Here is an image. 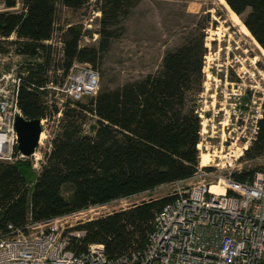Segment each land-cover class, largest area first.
Instances as JSON below:
<instances>
[{"label": "trees", "instance_id": "16d2710c", "mask_svg": "<svg viewBox=\"0 0 264 264\" xmlns=\"http://www.w3.org/2000/svg\"><path fill=\"white\" fill-rule=\"evenodd\" d=\"M224 1L264 51V0ZM89 2L27 0L22 15L0 13V34L16 31L25 38L16 45L29 64L19 97L27 118L42 119L49 110L48 91L39 88L50 80L49 71L62 68L66 75L74 60L96 67L139 0H96L102 13L98 44L83 45V23L70 24L63 29L64 56L55 59L43 40L51 37L60 7L77 10ZM206 53L204 33L190 35L165 54L157 72L115 89L104 86L88 102L68 100L39 173L29 159L0 161V231L10 223L50 219L192 177L199 166L202 128L193 96L203 90ZM39 56L41 62L29 61ZM262 107L258 133L245 151L252 159L264 155V100ZM53 109L58 111L56 105ZM257 170L245 168L233 177L247 181ZM66 186L72 189L70 199L63 193ZM172 198L153 197L79 225L86 230L82 247L104 244L107 254L117 257L142 246L155 214Z\"/></svg>", "mask_w": 264, "mask_h": 264}, {"label": "built area", "instance_id": "2783aa9c", "mask_svg": "<svg viewBox=\"0 0 264 264\" xmlns=\"http://www.w3.org/2000/svg\"><path fill=\"white\" fill-rule=\"evenodd\" d=\"M27 10V0H0V13L22 15ZM58 23L56 20L51 37L43 43L51 46L52 57L60 60L64 56L61 38L66 27L60 25L63 27L58 29ZM15 40L21 42L25 38L16 31L11 36L0 34V161L14 164L29 159L39 173L52 148L54 134L48 130L49 121L57 118L59 124L68 100L96 96L100 90V73L91 63L74 60L66 75L62 68L57 69L56 73L63 76L61 81L50 77L46 86L39 87L48 91L44 103L49 110L40 119V125L49 148L39 155L44 139L40 135L35 152L26 156L17 148L15 122L17 116L29 119L23 114L19 99L29 64ZM5 42L8 46L2 55ZM6 59L21 63L8 68ZM36 60L41 62V56L29 61ZM21 65H24L22 70ZM51 89L61 96L58 102L51 97ZM262 104L263 101L250 116L242 117L238 135V139L244 138L240 147L242 154L256 138ZM54 105L58 111L53 109ZM206 175L214 178L207 180ZM193 179L194 183L183 186ZM170 184L176 187L172 200L155 214L145 243L129 253L110 257L103 244L83 248L81 240L86 230L79 225L95 218L77 221L73 215L63 214L39 221L30 218L22 226L8 224L0 234V264H264V169L257 170L247 181H237L233 171L218 176L212 169L200 165L192 177Z\"/></svg>", "mask_w": 264, "mask_h": 264}, {"label": "rangeland", "instance_id": "374dc122", "mask_svg": "<svg viewBox=\"0 0 264 264\" xmlns=\"http://www.w3.org/2000/svg\"><path fill=\"white\" fill-rule=\"evenodd\" d=\"M95 1L90 0L77 10L60 7L57 28L83 23L85 35L81 43L97 45L102 13ZM122 26L118 30L119 36L113 39L110 49L96 66L100 73V88L115 89L157 72L167 52L182 45L190 35L203 32L207 47L203 90L193 96L202 120L199 166L212 168L213 174L218 176L228 170L234 173L245 168L264 169V155L255 159L246 157L240 148L244 138L238 139L242 117L253 114L264 100V51L248 32L242 18L224 0H139ZM2 46L3 55L8 44L5 42ZM20 63L15 59L5 60L8 68ZM22 69L24 65L20 66ZM50 77L57 82L63 79L53 71ZM50 92L53 100L58 102L61 96L56 90ZM88 99L85 97L81 101L88 102ZM93 122L90 118V123ZM56 125L57 118L49 121L51 134L56 131ZM84 127L88 130V126ZM48 148L47 138H44L39 155ZM205 177L207 180L214 178L211 175ZM194 182L195 179L189 180L183 186ZM175 188L171 184L162 185L153 191L101 205L96 211L82 210L74 218L80 221L85 217L103 216L143 200L170 195ZM63 193L70 199L72 189L66 186Z\"/></svg>", "mask_w": 264, "mask_h": 264}, {"label": "water", "instance_id": "95a60500", "mask_svg": "<svg viewBox=\"0 0 264 264\" xmlns=\"http://www.w3.org/2000/svg\"><path fill=\"white\" fill-rule=\"evenodd\" d=\"M15 127L18 135L17 148L26 156L33 154L38 146L42 127L40 119H25L17 116Z\"/></svg>", "mask_w": 264, "mask_h": 264}, {"label": "bare ground", "instance_id": "6f19581e", "mask_svg": "<svg viewBox=\"0 0 264 264\" xmlns=\"http://www.w3.org/2000/svg\"><path fill=\"white\" fill-rule=\"evenodd\" d=\"M55 25H56V20H55L54 25H53V28H54V29H55ZM54 29H53V30H54ZM11 34H12V33H11ZM11 34H10L9 36H11ZM61 40H62V42H63V49H64V40H63V38H61ZM15 42H16V43H19V41H17V40H15ZM19 97H20V96H19ZM41 138H42V139L44 138V134L41 135ZM182 180H185V179H182ZM177 181H180V180H177ZM177 181H174L173 183H175V182H177ZM216 188H219V187H216ZM170 196H171V194H170ZM126 198H128V197H126ZM130 198H131V197H130ZM121 199H122V198H121ZM167 204H168V203H167ZM101 205H103V204H94V205H90V206H88L87 208H84V209H81V210H78V211H75V212H70V213H67V214H71V215L74 216L76 213L81 212L82 210H83V211H88V210L91 211L92 208L99 207V206H101ZM164 206H165V205H164ZM164 206H163V207H164ZM163 207H162V208H163ZM162 208H161V209H162ZM161 209H160V210H161ZM160 210H159V211H160ZM159 211H158V212H159ZM86 214H87V213H86ZM83 219H84V218H83ZM81 221H82V220H81ZM85 222H87V221H85ZM85 222H83L82 224H84ZM82 224H81V225H82ZM5 231H6V230L0 231V234H1L2 232H5ZM83 239H84V238H83ZM83 239L81 240V242L83 241ZM91 244H98V243H91ZM88 245H89V244H88ZM88 245H87V246H88ZM103 245H104V244H103ZM104 247H105V246H104ZM85 248H86V247H85ZM134 249H135V248H134ZM134 249H133V250H134ZM133 250H131V251H133ZM105 251H106V249H105ZM131 251H130V252H131ZM106 253H107V252H106ZM128 253H129V252H128ZM125 254H126V253H125ZM119 256H120V255H119Z\"/></svg>", "mask_w": 264, "mask_h": 264}]
</instances>
